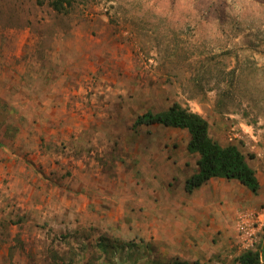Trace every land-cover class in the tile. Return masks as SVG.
<instances>
[{
  "label": "rangeland",
  "instance_id": "obj_1",
  "mask_svg": "<svg viewBox=\"0 0 264 264\" xmlns=\"http://www.w3.org/2000/svg\"><path fill=\"white\" fill-rule=\"evenodd\" d=\"M48 1L0 0V264H240L260 252L264 220L246 245L236 221L264 211V196L235 209L208 195L222 204L207 211L208 240L221 224L220 241L161 242L172 216L160 210L199 155L187 130L134 125L182 103L264 184V5L75 0L66 15ZM201 2L225 3V22L206 21ZM222 72L237 83L224 101Z\"/></svg>",
  "mask_w": 264,
  "mask_h": 264
},
{
  "label": "trees",
  "instance_id": "obj_2",
  "mask_svg": "<svg viewBox=\"0 0 264 264\" xmlns=\"http://www.w3.org/2000/svg\"><path fill=\"white\" fill-rule=\"evenodd\" d=\"M264 5V0H255ZM39 5H44L39 1ZM48 5L59 14H69L75 9V0H50ZM221 9L208 3H198L197 9L206 21L212 19L225 22L227 19L226 4ZM212 73V71H210ZM221 76L223 72L220 73ZM217 85L221 90L222 100H227L237 89L234 77L222 76ZM221 85H224L221 87ZM161 125L173 129L187 130L190 134L188 150L191 154L199 155L198 170L186 181V191L192 193L214 178L235 180L257 194L261 185L256 171L248 163L247 157L235 145L222 146L210 136V124L200 114L193 112L188 106L174 102L168 110L154 114L147 112L139 116L134 127ZM256 253H246L239 258L240 264H261L264 257V245ZM174 264H189L186 262Z\"/></svg>",
  "mask_w": 264,
  "mask_h": 264
},
{
  "label": "crops",
  "instance_id": "obj_3",
  "mask_svg": "<svg viewBox=\"0 0 264 264\" xmlns=\"http://www.w3.org/2000/svg\"><path fill=\"white\" fill-rule=\"evenodd\" d=\"M189 154L191 153L189 152ZM193 175L189 176L188 179L191 178ZM167 185L169 187H173L172 183H169ZM185 185H186V180H182L179 188L174 186V192L172 194L174 195L173 201H168V203H166V205L162 207V209L160 210L162 211L161 213L163 214V216L167 214L169 215V217L172 216V219L170 220L171 227L169 226L168 229V227L165 226L167 233L164 234V237L161 240V242L166 241L167 244L173 245L176 248H179L180 244L182 243H190L191 242L190 238H193L196 242H198L199 240L200 242L203 243L202 246L205 247V244L207 242H210L212 240L220 241V238L216 237L217 235H225L226 232L223 230V227L225 226H222L221 224L218 225L214 224L210 226V229H213L214 233L216 232L215 237L211 236L213 238L211 240H208L209 234L206 229L207 228L206 217H208L207 211L210 208V206L212 205L217 206L216 209L219 208V210L222 207L221 203L216 204V202L214 201L220 195L225 196V200H228L227 203L235 204L233 205L235 206V209L236 206L240 207V202L241 204L243 203L246 206H248L249 204L253 203L254 198H257L259 196L262 197L264 196L263 183L262 184L260 183L261 187L257 192V194H254L252 191H250L247 187H245L238 181L235 180L229 181L221 178L211 179L206 184L202 185L200 188L195 189L192 193H188L186 191ZM208 195L209 197L214 199L212 202L206 201V196ZM218 205L220 207H218ZM235 209L229 212V214L227 215L231 217L232 220L234 218V214L236 213ZM152 217L153 220H155V222L158 220L156 215L152 214ZM173 219H176L177 221L171 223ZM217 220L220 221V218H217ZM184 233L186 238L182 236ZM210 234L212 235L213 233L211 232Z\"/></svg>",
  "mask_w": 264,
  "mask_h": 264
},
{
  "label": "built area",
  "instance_id": "obj_4",
  "mask_svg": "<svg viewBox=\"0 0 264 264\" xmlns=\"http://www.w3.org/2000/svg\"><path fill=\"white\" fill-rule=\"evenodd\" d=\"M264 220V211L258 214L241 213L238 215L236 229L243 245H246V237L253 236V230ZM252 231V232H251Z\"/></svg>",
  "mask_w": 264,
  "mask_h": 264
}]
</instances>
